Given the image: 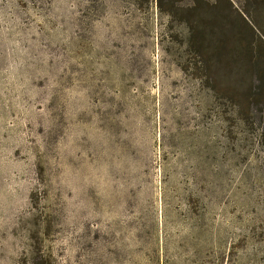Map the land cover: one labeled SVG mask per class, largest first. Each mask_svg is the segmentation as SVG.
<instances>
[{"label": "rangeland", "instance_id": "rangeland-1", "mask_svg": "<svg viewBox=\"0 0 264 264\" xmlns=\"http://www.w3.org/2000/svg\"><path fill=\"white\" fill-rule=\"evenodd\" d=\"M161 2L0 0V264H264V73L184 71Z\"/></svg>", "mask_w": 264, "mask_h": 264}, {"label": "trees", "instance_id": "trees-1", "mask_svg": "<svg viewBox=\"0 0 264 264\" xmlns=\"http://www.w3.org/2000/svg\"><path fill=\"white\" fill-rule=\"evenodd\" d=\"M218 5L220 7L224 5L226 9H230L229 13L239 12L237 9H232L228 0L218 3ZM203 6H208L206 1L194 0L184 11L181 9L178 15L186 29L184 43L188 53L186 65L182 69L185 71L190 68L195 77L210 79L214 64L217 59H221L229 63L228 67H231L230 63L236 62L245 65L243 67L249 73L252 71L264 73L262 65L264 49L254 48L251 44L252 41L264 45V25L260 27L254 23L256 27H253L251 22H246L239 15V23L246 22L245 28L233 29L229 21L223 19V13L219 12V16L214 14L210 19H204L202 16L204 14H199ZM259 7L261 15L258 13V16L260 15L262 18V16L264 17V1L259 2ZM158 8L161 12L166 9L161 0H158ZM220 10L222 9L220 8ZM256 31L259 32V35L256 34Z\"/></svg>", "mask_w": 264, "mask_h": 264}]
</instances>
